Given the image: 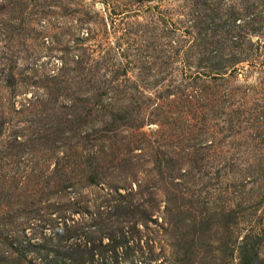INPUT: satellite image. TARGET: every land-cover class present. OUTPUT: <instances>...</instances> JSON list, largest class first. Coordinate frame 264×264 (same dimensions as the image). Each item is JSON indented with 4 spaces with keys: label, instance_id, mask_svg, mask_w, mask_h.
Masks as SVG:
<instances>
[{
    "label": "rangeland",
    "instance_id": "1",
    "mask_svg": "<svg viewBox=\"0 0 264 264\" xmlns=\"http://www.w3.org/2000/svg\"><path fill=\"white\" fill-rule=\"evenodd\" d=\"M63 178L39 223L25 184ZM107 193L147 223L123 264L264 261V0H0V264L63 217L98 235Z\"/></svg>",
    "mask_w": 264,
    "mask_h": 264
},
{
    "label": "trees",
    "instance_id": "2",
    "mask_svg": "<svg viewBox=\"0 0 264 264\" xmlns=\"http://www.w3.org/2000/svg\"><path fill=\"white\" fill-rule=\"evenodd\" d=\"M53 172L54 171H51L50 176H52ZM91 172L93 173V170H91ZM125 174H127V172L124 171L123 175ZM65 175L66 174L62 176ZM100 181L101 178H98V176H96L95 174H93L90 177V184L92 183L97 184ZM25 185L26 187L23 188L26 193L25 196L27 198H33L30 201L33 207L31 208L32 210L28 211V213L29 214L33 213V215L38 214L37 216L39 217L38 220L39 223L45 222V224H47L46 221L48 217H50L51 214L53 213L52 210L54 211L57 210L55 204L59 202V200H56L55 203L54 201L55 195L58 194V192L63 191V189H67L71 185V183L64 178L58 180L57 181L58 191L55 192L50 189V194L47 197L41 199H38V197L34 198L32 197L33 195H30L35 191L36 194L39 195L40 191L36 190L35 188H32L28 193L27 184ZM33 185L36 187V184ZM113 189L117 193L118 189L115 188ZM8 192L9 193L11 192L10 188ZM112 193L114 194V191H112ZM8 196H10L9 199L11 200L14 194L11 193ZM16 197L17 199L15 201L18 202V199L20 198V191H19V196ZM68 201L72 205H75L77 203L76 201L72 200V198H68ZM43 202H44V209L43 208L40 209L39 207ZM122 202L123 200H117L113 198L111 193L109 194L107 193L104 195L102 204L108 205L109 213L106 215V220L108 221L107 222L103 221L99 224L98 228L101 232H99L98 235L97 234L91 235L90 232H84L83 231L84 227L81 226L82 223L78 219L70 221L65 217L60 218L61 222L59 223L56 222L54 227L51 226L50 234L43 236L42 237L43 243L38 244V246H42L41 247L42 249L40 250L44 251L43 255L39 256V258L43 261V264H123V262H121L119 247L120 246L123 247V245H126L125 248H127L128 243H130L129 239H131L129 238L130 233L133 232V231L129 232L128 230H126V228H130L128 225H132L133 228L136 230L137 227L136 226L137 224L135 223L136 220L141 221V223L143 224H147V223L143 222V219L140 218L139 216L136 217L137 212L129 208V205H123ZM61 208L62 207H60L59 209L62 210ZM60 210L58 212L59 214L61 212ZM66 212L71 214L69 210H66ZM228 225H229L228 223L227 224L225 223L223 227L224 226L228 227ZM200 235H201V239H203L206 238L205 235L207 234L205 232L203 233L201 232ZM105 237H107L108 239L107 242L104 241ZM19 239L20 241H17V239L14 238L10 239L8 237H5V244L6 241L8 240H10L12 243L10 244L11 252H9L8 254L11 255L10 258L13 264H27L26 262L29 255L28 246L29 247L31 246V242H30L31 238H28L25 241L23 238H19ZM133 245H135L137 249H143V246L139 240L137 241L136 244ZM257 245L258 243L256 240L249 241L248 239H246L242 243L239 250V257L242 264H261V262L262 263L264 262L260 258ZM130 246L132 245L130 244ZM189 250L190 249H188V252ZM109 251L111 252V256H107L108 254L107 252ZM133 251H134L133 249L126 250L125 254L127 255V258L130 257V254ZM97 254H99L98 255L99 259L96 258ZM186 260H190V257L188 256ZM124 261L126 262V264H137L135 260H130L129 262H127V260L124 258Z\"/></svg>",
    "mask_w": 264,
    "mask_h": 264
}]
</instances>
